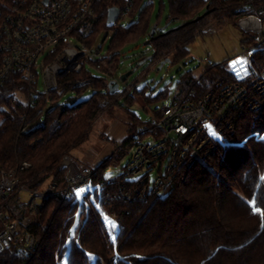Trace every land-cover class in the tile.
<instances>
[{"label": "trees", "instance_id": "16d2710c", "mask_svg": "<svg viewBox=\"0 0 264 264\" xmlns=\"http://www.w3.org/2000/svg\"><path fill=\"white\" fill-rule=\"evenodd\" d=\"M10 1L0 0V5ZM168 3L167 23L180 20L182 24L167 33L156 29L150 43L153 51L150 64L167 58L170 62L178 61L209 23L219 20L220 24L236 25L241 17L231 1L168 0ZM159 5L161 14L164 0H160ZM112 6L122 11L125 0H98L94 18L81 26L78 35L92 46L102 30H113L106 64L93 76L83 71L59 80L61 86L68 89L76 80L90 77L91 82L78 89L79 95L88 88L93 90L87 99L65 105L59 103L62 94L53 93L45 106L42 126L23 132L24 114L27 113L28 124L39 121L44 100L28 109L21 100L24 96L15 92L16 88L23 91L22 83L12 80L0 92V165L8 170L18 167V175L23 182L29 181L31 188L42 186L49 177L57 180L61 188L66 185L64 173L58 169L62 156L86 139L93 121L110 107L108 105L124 107L131 119L130 130L148 123L130 110L137 96L128 92L129 86L113 94L108 91V82L118 67L121 48L148 31L153 1L134 0L128 14L134 19L128 25L109 28L106 19ZM207 6L212 9L211 13L194 21ZM238 79L224 65H209L199 80L189 75L184 78L179 97L189 94L199 99L217 81ZM105 96L110 100L108 105L102 103ZM121 96H125L123 105L119 103ZM144 99L147 103L151 101L148 97ZM153 113L159 111L156 109ZM228 140L224 151H219V147L217 152L198 161L188 172L186 184L173 188L166 198L125 207L130 214L124 224L118 225L117 249L98 209L96 193L90 194L80 206L64 200L60 194L47 195L29 224L38 244L27 264H264V186L261 180L264 175V110L242 116L235 134ZM128 146L129 139H126L98 165L99 176L127 153ZM25 163L30 166L23 168ZM235 188L240 189L247 200L239 197ZM252 202L262 212H254ZM100 205L110 213L105 201ZM0 264H24V261L20 254L7 249L0 252Z\"/></svg>", "mask_w": 264, "mask_h": 264}, {"label": "built area", "instance_id": "2783aa9c", "mask_svg": "<svg viewBox=\"0 0 264 264\" xmlns=\"http://www.w3.org/2000/svg\"><path fill=\"white\" fill-rule=\"evenodd\" d=\"M97 1L11 0L0 5V92L12 80L22 83L23 91L16 88L15 92L24 96L28 109L44 100L39 121L26 123L25 113L22 129L44 123L43 112L53 93L65 96L71 92L72 96L62 103L72 105L79 101L78 89L91 82L90 77L78 79L66 89L60 78L83 71L93 76L94 69L99 72L106 64L109 53H103L101 45L89 46L78 37L81 26L94 18ZM223 1L233 2L241 15L237 24L249 38L242 42L238 58L247 61L251 70L246 68L236 81H217L199 99L189 94L175 98L172 105L152 115L128 138L127 153L131 155L115 178L96 176L94 166L65 154L58 169L64 172L66 185L61 188L52 179L31 188L29 181L23 182L18 175V167L8 170L0 165V252L12 249L27 264L38 244L36 235L29 230L38 205L47 195L60 194L80 206L85 199L83 195L76 197L78 188L91 186L90 194L96 193L103 217L114 221L118 228L121 220L102 209L101 202L139 206L166 198L173 188L186 184L188 172L198 161L211 156L235 134L242 116L264 110V0ZM133 4L134 0H125L115 25H123ZM112 36L109 32L106 38ZM255 54L261 55L257 64L252 61ZM209 65H213L211 60ZM109 102L107 96L102 100L105 105ZM28 167V163L23 166ZM152 171H156L153 178ZM21 192L28 195L27 206L18 197ZM126 214H130L128 209ZM106 223L116 237L117 228Z\"/></svg>", "mask_w": 264, "mask_h": 264}, {"label": "rangeland", "instance_id": "374dc122", "mask_svg": "<svg viewBox=\"0 0 264 264\" xmlns=\"http://www.w3.org/2000/svg\"><path fill=\"white\" fill-rule=\"evenodd\" d=\"M147 1L148 0H146V2ZM152 1L154 10L148 31L135 42L128 43L121 48L118 67L113 76L110 77V79H117L119 81L120 90H124L129 86L128 92L136 94L137 101L130 107V110L137 114L142 120L148 121L151 116L154 115V110L157 109L160 111L163 107L172 105L175 102V98L179 97L181 83L184 78L189 75L199 80L209 66V60H211L213 65H224L227 70L234 73L238 78L241 77L246 68H248L249 71L251 70L247 61H241L238 58L242 42L247 40L249 35L244 33L238 24H220L219 20L212 21L204 27L203 33L198 35L195 41L187 47L188 52L178 61L170 62L167 58L161 62L150 64L149 59L153 51L150 45L145 44V41L148 40L150 36V30L155 26L158 30L167 31L182 24L180 20L167 23V17L169 15L168 0H164L165 8L162 9L161 14L159 5L160 0ZM133 19L134 18L129 16L124 18L122 20L123 25H128ZM108 32L111 34L114 33L113 30H102L95 41L96 46H102L103 53L108 52L111 42V38H106L109 34ZM147 48H149V50H147ZM208 53L211 55L208 56ZM40 59H42V57ZM252 61L254 64H257V62L261 61V55L255 54ZM94 71L96 74L98 73L96 69H94ZM128 72L131 73L126 81H121V76ZM92 93V89L86 90L80 95L79 101L87 99ZM70 96H72L71 92L66 93L65 96L60 98L59 103H62ZM146 97L151 98L149 103L145 101L144 98ZM21 100H24V98L21 97ZM119 100V103L123 105L125 96H121ZM108 106L110 107L102 111L95 118L86 139L78 147L72 149L70 153H68L70 156L78 161L94 166L96 163L102 162L107 158L112 150L120 145L119 143H123L124 140L126 141V139L135 132L134 130H130L125 123V117H127L128 114L124 107L122 108L116 104ZM129 120H131L130 116ZM39 126H42V124ZM36 127L26 126L22 131H31ZM144 141H147V138H144ZM228 143L229 140L223 141L219 151H224ZM130 155L131 152L115 160L105 169L103 175L108 179L118 176L121 173L122 167L128 162ZM98 165L95 166V170ZM97 174L99 175L98 172H96V175ZM155 174L156 171H152L151 178H153ZM52 179L54 178L49 177L45 184H48ZM261 180L264 186V179H262V177ZM109 189L111 190L112 187L109 186ZM235 191L239 194V197L247 200L240 189L235 188ZM60 196L64 200L73 203L71 199L64 198L62 195ZM18 197L26 206L28 205L29 198L25 192H21ZM252 206L254 212H262V209L253 202ZM106 207L121 220L122 224L126 222L125 218L128 214H126L127 208L125 207L127 206L124 203H107ZM256 209H259V211ZM113 243L114 248L117 249L114 240ZM47 262L48 261L45 263Z\"/></svg>", "mask_w": 264, "mask_h": 264}, {"label": "water", "instance_id": "95a60500", "mask_svg": "<svg viewBox=\"0 0 264 264\" xmlns=\"http://www.w3.org/2000/svg\"><path fill=\"white\" fill-rule=\"evenodd\" d=\"M212 9L209 8V6L206 7V10L204 11L203 14L197 16L194 21H198L200 20L201 18H203L204 16L208 15L209 13H211ZM119 14H120V8L119 7H116V6H112L109 8L108 10V14H107V19H106V26L107 27H113L119 17ZM188 22H185L184 24H187ZM156 27L154 26L152 29H151V33H150V38H148V40L145 41V44L146 45H150L151 41H152V38L156 32ZM174 29V28H173ZM172 29L170 30H167L165 31L164 33H167L169 31H171ZM131 72H128L124 75L121 76L120 80L125 82L127 77L130 75ZM108 89L111 93L113 94H117L119 93L120 91V86H119V81L117 79H110L109 82H108Z\"/></svg>", "mask_w": 264, "mask_h": 264}, {"label": "snow or ice", "instance_id": "6c2138e0", "mask_svg": "<svg viewBox=\"0 0 264 264\" xmlns=\"http://www.w3.org/2000/svg\"><path fill=\"white\" fill-rule=\"evenodd\" d=\"M90 187H91V186H89V188H90ZM89 188H78V190H77L76 193H75L76 197H77V198H80V197L83 195V198H84L85 200H87V199H88V196L90 195ZM256 210L259 211V209H256ZM104 219H105L106 221H108V223L111 225V227H112L113 229H116V228H117L116 223H115L114 221H110V220H108V217H107V216H105ZM113 239H115V237H113Z\"/></svg>", "mask_w": 264, "mask_h": 264}, {"label": "crops", "instance_id": "0c3cea01", "mask_svg": "<svg viewBox=\"0 0 264 264\" xmlns=\"http://www.w3.org/2000/svg\"><path fill=\"white\" fill-rule=\"evenodd\" d=\"M126 115H127V114H126ZM125 123H126L127 126H128V123H129V115H127V117H125ZM128 127H129V126H128ZM119 144H120V143H119ZM113 151H114V149L112 150V152H113ZM112 152H111V154H112ZM111 154H110V155H111ZM110 155H109V156H110ZM109 156H108V157H109ZM105 159H106V158H105ZM100 163H101V162L96 163V164L94 165V167L97 166V165L100 164Z\"/></svg>", "mask_w": 264, "mask_h": 264}]
</instances>
